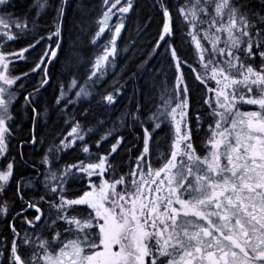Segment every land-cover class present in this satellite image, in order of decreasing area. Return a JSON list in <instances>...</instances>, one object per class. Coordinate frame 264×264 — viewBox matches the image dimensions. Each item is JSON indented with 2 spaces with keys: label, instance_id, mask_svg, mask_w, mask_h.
Segmentation results:
<instances>
[{
  "label": "snow or ice",
  "instance_id": "1",
  "mask_svg": "<svg viewBox=\"0 0 264 264\" xmlns=\"http://www.w3.org/2000/svg\"><path fill=\"white\" fill-rule=\"evenodd\" d=\"M34 6L36 17L30 20L27 13L9 11L17 8L12 0H0V157L4 159L18 132L26 134L20 139L21 160L24 144L43 143L40 121L42 117L47 121L49 113L47 108L41 110L39 97L64 52L69 0L51 4L36 0ZM154 7L161 20L149 59L163 48L159 54L174 67V82L158 84L157 77H151V91H159L155 110L141 120L138 102L136 111L129 110L121 119L125 124L130 117L133 127L139 122L142 128L138 139L143 147L134 165L124 172L112 162L125 141L112 131L96 140L93 157L87 141L93 128H85L68 111L92 97L88 85H98L109 66L116 67L118 40L128 14L135 10L134 0H103L90 43L99 45L106 33L110 39L94 56L84 84L72 73L77 56L70 50L63 74L71 79L60 82L55 97V110L67 117L64 123H70V130L42 156L44 171L37 172L42 179L16 180L20 211L11 223L5 220L9 234L0 242V264H264V0H176L175 5L156 0ZM49 8L55 13L52 24L40 29L37 19ZM113 17H118L115 24ZM178 33L194 49V63L180 55ZM19 41L25 46L10 47L9 42ZM29 56L28 71L16 74L17 62ZM148 63L143 61L138 72H146ZM185 68L206 93L202 99L207 117L196 109L194 122ZM33 74L40 79L29 91L25 82ZM113 87L111 92L97 93L98 103L115 105L122 88ZM88 113L85 109V120ZM24 119L30 125L17 123ZM103 123L97 121V126ZM165 125L166 151L162 162L157 161L159 167H154L151 157L154 145L159 146L155 133ZM201 132L198 149L195 140ZM110 136L115 142L100 151ZM77 148L87 156L61 164L60 154ZM15 167L13 157L0 168V193L11 186ZM33 180L43 185V192L26 199L24 189L34 187ZM73 184L79 187L71 191ZM0 216H10L8 200L0 203Z\"/></svg>",
  "mask_w": 264,
  "mask_h": 264
},
{
  "label": "trees",
  "instance_id": "2",
  "mask_svg": "<svg viewBox=\"0 0 264 264\" xmlns=\"http://www.w3.org/2000/svg\"><path fill=\"white\" fill-rule=\"evenodd\" d=\"M12 2L17 4V8H9V11H15L18 15L27 13L30 20L36 17L37 8L34 6L36 5V0H12ZM49 2L50 4L59 3V0H49ZM69 3L70 7L67 10V20L64 31V52L52 68V81L45 89H41L39 97L41 110L43 111L47 108L49 115L55 114V111H57L55 110V105L53 103L54 98L53 96L51 97L53 86L54 84L61 82V80H65V78H70V75L63 74L66 72L65 62L70 54V50L73 52L74 44H77V42L81 43L82 46L89 51V53H86L85 57H83V62L77 55V58L73 61L72 67L73 73L76 67L75 64L83 63V78L81 77L80 82L81 84H84L86 80L84 70L87 69V62L90 60V56L93 54V48L95 47L90 43L91 37L97 30L96 21L103 11V0H69ZM134 3L135 10L128 14V18L125 21L126 28L122 30L121 38L118 40L119 55L116 60V67L113 68L109 66L106 75L98 85H88L89 88L92 89L93 96L87 98L85 102L80 105V109L78 108L75 111L76 118L81 120V123L85 128H93V132L89 133L87 136V141L91 147L93 157H95L97 152L96 140L100 139V137L106 132L112 131L113 136L118 133L125 137L124 146L118 150L117 154H114V159L110 158L112 159V162L117 165L118 169H122L124 172H128L129 167L134 165L135 156L139 154V150H142V139H138V137H142L143 132L139 122L133 127L130 117L125 124L121 123V119L129 110L135 112L138 102L142 105L141 120L147 119L150 112L155 110V105L159 100V91H151V77H157L158 84L165 80L174 82V67H170L169 60L159 54L164 52L163 48L159 50V53L156 54L154 58L149 59V54L154 47V40L158 38L156 33L161 20L157 7H154L156 0H134ZM170 3L175 5L176 0H170ZM53 15H55V13L50 8L41 11L39 18L37 19L38 28H49L52 24L51 17ZM149 17H151L150 22ZM177 23L179 24V21ZM42 34L46 35L47 33L43 32ZM23 42L24 41H19L14 44H17L16 46L20 47L19 44ZM176 46L182 57H186L191 63L195 62L194 49L189 43L181 41L179 33L176 39ZM126 48L130 50L125 51ZM145 60L149 61L147 64V71L138 72V66ZM154 69L158 71H153ZM133 73H137V75L133 76ZM185 73L187 81L192 88V119L194 122L196 109H199L201 113L207 117V109L202 99L206 93L204 89L197 87V82L194 80L193 74L190 73L187 68H185ZM30 77L31 83H35L40 79V75L38 74H33ZM113 86L116 88H122V92L117 94L115 105L105 107L103 103H98L101 100V96L97 95V93L111 92L114 90ZM85 109H89L86 120L83 118ZM57 115L60 116L58 111ZM42 119L43 117L40 121V131L43 143H38L35 147L23 148V160L20 158V152L16 151V154L14 153V148L11 150L14 155L13 157H15L16 167L23 166V169L20 171L18 170V172L16 171V176L13 179L11 186L6 192L0 195V203L4 200L9 201L10 211L9 217L5 218L0 216V242L3 241L4 236L9 234L5 228V220L7 219V223H11L12 216H15L16 212L20 211L19 205L21 202L16 196V180H19L20 177H24L25 181L32 179L33 177L42 179V176L37 175L38 170L40 173L44 171V165L41 163L42 156L57 140L58 136H56V134L47 139L46 125L48 122L43 121ZM101 120L104 122L103 125L97 126V121ZM25 125H30V121H26ZM193 127H195V123H193ZM166 129L167 128L163 126L162 130H156L155 133L159 146L157 147L154 145L151 157L154 167H159L157 161L162 162L161 157L166 151V143H164L165 137L168 135V130ZM204 129L206 131L207 123L204 124ZM21 135L22 138L25 137L26 134L22 133ZM113 136L108 137L107 141L102 142L103 147L100 151L110 149V145L115 142ZM203 136L204 133L201 132L196 137L195 143L198 149L202 147ZM133 145H135V147H133ZM129 148L132 149L131 152L128 151ZM32 149L33 152H35L34 155L30 152ZM60 155L62 156L61 164L74 163L77 157L84 159L87 156L80 152L78 148L75 151L70 150L67 153H61ZM10 158L12 159V157ZM25 161L29 165L34 163L33 161H36L39 166L35 171L30 170V168L26 169L24 166L26 164ZM33 185L34 187H27L24 189L26 199L42 194L43 185L37 183L36 180H33ZM78 187V184H73L70 190H77ZM29 215H31V210H29ZM16 224L20 226V220H17ZM24 227L27 226L25 225ZM9 239H11L10 236Z\"/></svg>",
  "mask_w": 264,
  "mask_h": 264
},
{
  "label": "rangeland",
  "instance_id": "3",
  "mask_svg": "<svg viewBox=\"0 0 264 264\" xmlns=\"http://www.w3.org/2000/svg\"><path fill=\"white\" fill-rule=\"evenodd\" d=\"M118 21V17H113L111 23L112 24H115L116 22ZM110 33H106L103 38L99 41V45L95 46L93 48V51H92V55L90 56V60L87 62V69L84 70V75H85V79L87 78V75H88V72H89V69H90V64L94 58V56L102 50V46L105 44V42L107 40L110 39ZM73 52L76 54V56L78 55L81 59H82V62H83V57H85L86 53H89V51L84 47L82 46L81 43H78L77 44H74V47H73ZM80 61V60H79ZM76 63V67H75V71L73 72V74H75L78 79L81 81V77L83 76V73H82V66H83V63ZM83 78V77H82ZM71 79V76L70 78L68 77L67 79L65 78V80H61V82H64L67 84V82H69ZM81 83V82H80ZM59 84L60 82L54 84L53 86V89H52V94H51V97L53 96V103L55 105V97L57 95H59ZM70 96H73L75 95V92H71L69 93ZM87 98L83 99L79 104L75 105L74 107H69V113L72 114V115H75V111L79 108L80 109V105L85 102ZM206 106V109H207V105ZM249 107V106H246V108ZM207 112H208V109H207ZM60 114V113H59ZM61 116V114H60ZM59 115H57V111H55V114H51L49 115V118L47 119V125H46V130H47V139H49L51 136H58L57 137V140L54 144L58 143L59 142V137H60V134L61 133H66L67 131L70 130V123L69 124H65L64 123V120L67 119V117H60ZM43 121H45V119L43 118L42 119ZM43 121H42V124H43ZM165 128H167L166 130H168L169 132V129H168V126L165 125ZM207 130V129H206ZM59 132V133H57ZM87 155V154H86ZM93 155V154H92ZM1 159V157H0ZM0 168H1V164H0ZM3 194V193H1ZM0 194V195H1Z\"/></svg>",
  "mask_w": 264,
  "mask_h": 264
},
{
  "label": "flooded vegetation",
  "instance_id": "4",
  "mask_svg": "<svg viewBox=\"0 0 264 264\" xmlns=\"http://www.w3.org/2000/svg\"><path fill=\"white\" fill-rule=\"evenodd\" d=\"M9 45H10V47H12V48L17 47V46H16L17 44H14V43H12V42H9ZM19 46H20V47H21V46H25L24 42L21 43V44H19ZM30 57H31V56H29V59H28L27 61H18V62H17V73H16V74H19L20 71H28V65L31 64ZM30 81H31V77H29V80L25 82V83L28 84V90H29V91L31 90V85H32V83H31ZM43 89H45V88H43ZM20 103L23 104V99H22V97L20 98ZM26 121H28V120H27V119H24L23 121H17V123H20V124L23 126V125H25V122H26ZM21 134H22V132H18L17 135H16V137L12 138V140H11V142H10V149H9V153H8V157H7V159H4L3 157H1V159H0L1 168L6 167L7 163L10 162V161L12 160V159L10 158V157L13 158V156H14L13 153L11 152L12 148L15 149V152H14V153H16V154H17V152H20V151H21V147H20V139H21V136H22ZM22 138H23V137H22ZM27 147H32V146H31L30 144H24L23 148H27ZM18 150H19V151H18ZM16 151H17V152H16ZM34 151H35V150H34ZM30 152L33 153V155L35 154V152H33V149L30 150ZM33 162H34V163H32V164H30V165H29L28 163H26V164L24 165V166L26 167V169H27V168H30V170L35 171V169L38 168L39 164H38L36 161H33ZM15 165H16V164H15ZM33 165H35L36 167L34 168ZM44 167H45V166H44ZM16 169H17V170H16ZM21 169H23V166L15 167V172H16V171L18 172V170L20 171ZM8 188H9V187H8ZM0 194H1V193H0Z\"/></svg>",
  "mask_w": 264,
  "mask_h": 264
},
{
  "label": "water",
  "instance_id": "5",
  "mask_svg": "<svg viewBox=\"0 0 264 264\" xmlns=\"http://www.w3.org/2000/svg\"><path fill=\"white\" fill-rule=\"evenodd\" d=\"M47 86H48V85H47ZM47 86H46V87H47ZM46 87H45V88H46Z\"/></svg>",
  "mask_w": 264,
  "mask_h": 264
}]
</instances>
